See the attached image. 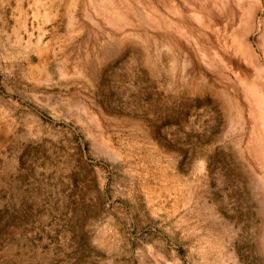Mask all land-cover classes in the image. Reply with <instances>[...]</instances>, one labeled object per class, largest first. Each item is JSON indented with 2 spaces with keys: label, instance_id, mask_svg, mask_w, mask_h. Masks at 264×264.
<instances>
[{
  "label": "rangeland",
  "instance_id": "374dc122",
  "mask_svg": "<svg viewBox=\"0 0 264 264\" xmlns=\"http://www.w3.org/2000/svg\"><path fill=\"white\" fill-rule=\"evenodd\" d=\"M0 264H264V0H0Z\"/></svg>",
  "mask_w": 264,
  "mask_h": 264
},
{
  "label": "bare ground",
  "instance_id": "6f19581e",
  "mask_svg": "<svg viewBox=\"0 0 264 264\" xmlns=\"http://www.w3.org/2000/svg\"><path fill=\"white\" fill-rule=\"evenodd\" d=\"M244 38V37H243Z\"/></svg>",
  "mask_w": 264,
  "mask_h": 264
}]
</instances>
